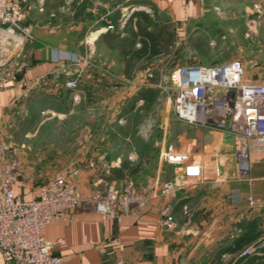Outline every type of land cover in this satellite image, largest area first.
<instances>
[{
	"label": "crops",
	"instance_id": "crops-1",
	"mask_svg": "<svg viewBox=\"0 0 264 264\" xmlns=\"http://www.w3.org/2000/svg\"><path fill=\"white\" fill-rule=\"evenodd\" d=\"M73 1L27 0L24 24L30 27L32 37L3 40L0 35V73L7 72L9 76L0 89V139L5 143L11 139L12 116L19 108L25 110L19 99L54 77L64 76L59 68L61 63H69L73 73L78 70L76 65H81V85L76 90L70 88V112L79 110L80 101L95 99L92 102L96 108H103L108 118L93 126L95 135L89 134L87 128V133L76 137L77 143L85 144L75 148L74 157L87 160L70 171L68 180L79 190L115 185L124 191L127 205H119L108 215L92 205L77 206L67 216L46 224L43 236L53 243V251L63 257L64 264H243L239 261L241 251L258 239L262 240L257 246L264 242V151L253 152L248 170L241 171L236 155L238 142L233 133L212 125L194 124L189 131L183 123L190 124L175 113L174 92L167 96L176 118L174 124L180 127L174 150L187 153V161L170 163L160 156V151L173 141L168 114L160 124V136L153 134L150 127L156 124L149 120L143 126L149 130L139 129L131 137L125 125L118 122L124 123L123 116H130L137 109L155 111L164 95L153 83L163 80L175 68L158 76L152 69V60L158 55L134 59L126 67L125 59L110 47L105 35L111 22L108 14L116 6L100 0L91 8L90 0L87 11L91 14L74 19ZM117 7L122 15L124 7L161 15L163 24L170 21L181 30L196 28L205 38L208 30L235 29L237 24L264 31V0H123ZM62 8L70 14L68 22L67 18L57 19L65 13ZM101 29L106 31L92 39ZM207 40L203 39L205 46ZM109 50H114V55L110 56ZM93 54L97 63L94 66L88 59ZM143 59L146 60L141 67L134 66ZM151 72L157 78L150 77ZM69 78L70 75L66 81ZM96 94L100 96L94 98ZM124 159L141 161V170L130 178H109L112 169ZM9 162V152L0 154V171ZM98 173L105 178L92 177ZM165 180L174 182L173 195L162 192ZM42 184L18 179L14 190L32 198ZM249 195L257 199L256 206L249 204ZM167 201L173 203L177 220L170 229L164 227L161 217ZM252 221L257 222L261 234L242 244L246 226ZM0 264L17 263L6 262L0 254Z\"/></svg>",
	"mask_w": 264,
	"mask_h": 264
},
{
	"label": "built area",
	"instance_id": "built-area-1",
	"mask_svg": "<svg viewBox=\"0 0 264 264\" xmlns=\"http://www.w3.org/2000/svg\"><path fill=\"white\" fill-rule=\"evenodd\" d=\"M26 0H0V35L2 39H28L31 29L24 24ZM113 28L112 24L107 29ZM63 64L70 75L66 85L79 88L76 76ZM153 76L152 73L149 75ZM9 76L0 73V89ZM161 89H174V110L178 118L194 125H212L233 133L238 142L236 155L241 171H247L253 152L264 151V81H251L241 59L231 58L213 65L191 64L163 76ZM154 84V83H153ZM79 98V95H76ZM9 151V145L0 139V154ZM162 156L170 163L187 161V153L173 148ZM21 170L11 160L0 171V254L6 262L17 264H64V259L53 251V243L43 234V227L67 216L71 209L92 205L105 214H113L119 205H127L126 195L115 185H106L92 191H81L62 175L41 185L32 198L15 192ZM166 195H173V181L161 184ZM251 206L258 204L248 196ZM162 224L167 229L177 224L173 203L167 201L161 209ZM255 246L245 247L240 256H247ZM118 264H121L119 262Z\"/></svg>",
	"mask_w": 264,
	"mask_h": 264
},
{
	"label": "rangeland",
	"instance_id": "rangeland-1",
	"mask_svg": "<svg viewBox=\"0 0 264 264\" xmlns=\"http://www.w3.org/2000/svg\"><path fill=\"white\" fill-rule=\"evenodd\" d=\"M97 1L100 0H91V8H95L94 5H96ZM67 2H70V0H67ZM122 2L123 0H112L110 4L113 5L114 3V5H117ZM66 11L62 8L61 12L65 13L58 15L57 19L68 22L70 14ZM96 11L98 13L99 10L97 9ZM111 11L108 16L112 15ZM123 11L124 14L120 19V23H123L128 18L132 9L128 10L127 7H124ZM156 17L160 21L156 29L162 43V51L158 56L153 58V67H155L152 69L155 70L158 76L161 73H169L172 69L182 66L191 64L213 65L224 59L238 58L244 63L246 77L249 80H264V31L262 29H253L248 25L244 28L243 25L237 24V28L235 29L208 30L206 31L207 38H205L206 36L199 35V30L196 28L181 30L173 22L169 21L163 24V17L161 15H157ZM91 19L95 20L96 17H92ZM203 39H208L207 46H205ZM139 45L140 43L136 44V46ZM99 53H101L100 50ZM108 53L112 56L114 55V50H109ZM88 59L91 60L93 66L97 64L94 54L92 58L88 57ZM144 60L146 59L137 61L134 66L141 67L145 62ZM63 64L67 66L65 68L71 69L68 68L69 63H61L59 68L64 73V76L58 75L50 83H40L42 87L39 89H31L27 97L19 99V102H24L25 110L19 108L12 116L13 125L10 127L11 139L6 142L9 145L8 152L10 153L11 160L21 170L18 179L33 180L39 184H44L57 175H62L68 179L70 171L72 170L73 172L76 167L87 160L85 158L74 157L75 148L85 144L77 143L76 137L87 133V128H90L89 134L95 135L96 130L92 131L93 126L98 121L103 122L108 118L103 108H96L92 102L97 101L95 99L84 103L80 101L78 105L79 110L73 113L70 112L69 96L70 92L73 91H70V87L66 85V79L69 74L63 70ZM82 68L81 65H76V69L78 70L75 73L78 72L79 80ZM93 69H99V67H93ZM75 73L74 75L76 76L77 74ZM4 74H7V72ZM152 78H157L156 74H153ZM159 84H163L162 79L154 83L155 86L160 88ZM79 85H81L80 82ZM161 90L163 91L164 98L161 105L155 111L148 113L137 109L130 116H123L124 123L118 122L120 125H125L126 131L131 134V137H134L139 129L148 128L149 130L148 126H143L149 120H152L156 126L154 125L150 128L153 130V134L160 136V133H163L160 124L166 119L168 114L169 131L173 135L171 136V140L173 141H170L160 151V156H162L163 152H167L169 148L175 149L176 140L179 142V138H176V136L179 135L180 130V127H176L174 124L176 118L172 110V104L167 99V96L172 95L174 89L168 87L166 90ZM99 96V94H96L94 98ZM103 113L105 114L103 115ZM183 125L189 131H192V124L187 125L183 123ZM110 133L113 134V130ZM155 157L153 152V158ZM162 158L164 157L162 156ZM153 162L154 159L152 160V164ZM93 176L105 178V175L100 173ZM98 188L101 187L97 186L90 190L81 191L89 192ZM120 192L125 194L123 190ZM261 240L258 239L253 244L255 249L256 243H259Z\"/></svg>",
	"mask_w": 264,
	"mask_h": 264
},
{
	"label": "trees",
	"instance_id": "trees-1",
	"mask_svg": "<svg viewBox=\"0 0 264 264\" xmlns=\"http://www.w3.org/2000/svg\"><path fill=\"white\" fill-rule=\"evenodd\" d=\"M89 4H91L90 0H74L71 3V7L74 9L73 18L82 19L91 14L87 11ZM117 5L113 3L111 6L115 7ZM156 16L148 11L136 9L124 20L122 26L120 23L122 17L120 7H116L110 16V24L113 25V29H107L105 35L110 47L116 48L125 59L126 67L134 59L152 58L162 51V43L156 29L160 21ZM137 43H140V45L136 46ZM144 95L146 96V94ZM141 168V161L124 159L119 166L112 169L109 178H130L136 175ZM246 227L247 233L242 239V244L255 240L261 234L256 221L249 222ZM239 261H242L243 264H264V242L256 246V249L247 256L241 257Z\"/></svg>",
	"mask_w": 264,
	"mask_h": 264
},
{
	"label": "water",
	"instance_id": "water-1",
	"mask_svg": "<svg viewBox=\"0 0 264 264\" xmlns=\"http://www.w3.org/2000/svg\"><path fill=\"white\" fill-rule=\"evenodd\" d=\"M105 31H106V29H101L100 31H98V33H97L95 39L98 38V37H99L102 33H104Z\"/></svg>",
	"mask_w": 264,
	"mask_h": 264
},
{
	"label": "bare ground",
	"instance_id": "bare-ground-1",
	"mask_svg": "<svg viewBox=\"0 0 264 264\" xmlns=\"http://www.w3.org/2000/svg\"><path fill=\"white\" fill-rule=\"evenodd\" d=\"M96 35H97V32H95V33L93 34V38H92V39H94V38L96 37Z\"/></svg>",
	"mask_w": 264,
	"mask_h": 264
}]
</instances>
